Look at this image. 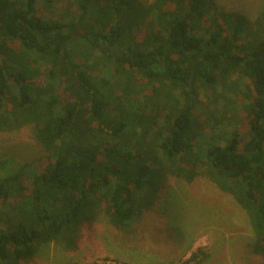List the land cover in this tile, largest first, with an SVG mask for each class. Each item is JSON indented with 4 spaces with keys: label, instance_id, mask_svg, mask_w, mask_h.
I'll return each mask as SVG.
<instances>
[{
    "label": "trees",
    "instance_id": "1",
    "mask_svg": "<svg viewBox=\"0 0 264 264\" xmlns=\"http://www.w3.org/2000/svg\"><path fill=\"white\" fill-rule=\"evenodd\" d=\"M26 125L46 154L0 175V264L76 251L103 209L130 236L168 176L230 194L264 256V10L0 0V133Z\"/></svg>",
    "mask_w": 264,
    "mask_h": 264
},
{
    "label": "rangeland",
    "instance_id": "2",
    "mask_svg": "<svg viewBox=\"0 0 264 264\" xmlns=\"http://www.w3.org/2000/svg\"><path fill=\"white\" fill-rule=\"evenodd\" d=\"M217 2L252 19L264 10V0ZM45 154L31 125L0 133V163L5 160L0 175ZM134 230L130 236L117 230L103 209L84 227L76 251L44 244L29 264H264V256L251 252L255 236L247 212L204 177L190 184L168 176L163 198L135 222ZM193 253L197 260L191 261Z\"/></svg>",
    "mask_w": 264,
    "mask_h": 264
}]
</instances>
